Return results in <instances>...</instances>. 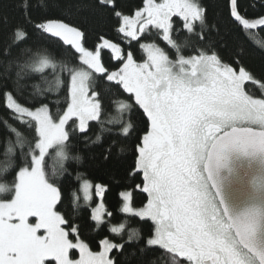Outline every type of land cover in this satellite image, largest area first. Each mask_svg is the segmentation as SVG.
<instances>
[{
	"label": "snow or ice",
	"instance_id": "6c2138e0",
	"mask_svg": "<svg viewBox=\"0 0 264 264\" xmlns=\"http://www.w3.org/2000/svg\"><path fill=\"white\" fill-rule=\"evenodd\" d=\"M57 6L54 0H16L20 19L0 18V96L13 118L33 131L28 141L9 125L16 139L0 173L16 159L22 166L11 185L0 183V192L9 194L0 199V264H264V73L242 62V44L225 59L223 37L201 0H143L133 15L119 10L117 0H93V7L116 18L124 43L138 42L143 57L137 60L104 35L87 47L85 31L51 16ZM225 7L233 28L264 48L255 31H264V16L247 18L239 0ZM33 37L57 42L77 63L58 62L46 48L33 50ZM186 49L191 54L184 55ZM26 77L43 82L32 85L34 96L55 95V111L49 102H18L14 92L26 87ZM255 86L262 95L252 94ZM134 108L145 127L129 175L139 174L142 183L119 193V211L151 226L142 238L128 220L110 225L121 242L105 236L94 250L82 238L91 225L76 223L58 207L57 180L66 161L81 160L71 155L74 141L87 149L104 133L130 137ZM93 122L99 126L95 139L88 135ZM111 157L109 146L103 159ZM77 179L89 206L95 189L99 202L90 220L99 230L113 215L103 202L108 187ZM137 192L146 194L142 207L134 206ZM79 200L72 192L73 208ZM244 201L237 211L235 203Z\"/></svg>",
	"mask_w": 264,
	"mask_h": 264
},
{
	"label": "trees",
	"instance_id": "16d2710c",
	"mask_svg": "<svg viewBox=\"0 0 264 264\" xmlns=\"http://www.w3.org/2000/svg\"><path fill=\"white\" fill-rule=\"evenodd\" d=\"M98 2V0H96ZM119 4V10L123 11L126 15H133L134 12L142 7L143 0H117ZM204 6L207 8L209 19L212 23H215L219 29L220 36L223 37V42L220 43L219 49L222 55L227 60V54L230 49L237 43L242 44V62L253 70L255 73H264V48H260L255 42L251 41L242 31L233 28L230 18L226 11L227 0H201ZM16 0H0V18L7 17L10 23H15L20 19L18 11L15 9ZM54 3L58 5L51 12V16L56 19H62L64 22L71 23L74 26L80 27L85 31L87 36L86 46L93 48L98 41L99 35H104L106 38L113 42L120 43L125 50H132L137 60L142 59L143 52L139 48L138 42L133 41L130 45L124 43L121 39V34L116 31L118 23L116 18L109 13L102 12L92 6L93 0H54ZM241 4L242 12L249 19H256L260 16H264V0H239ZM176 27H181L182 22L178 17H174ZM260 39H264V31L260 29L255 30ZM215 35V33H213ZM4 39V32L0 31V42ZM141 42H147L142 41ZM162 47H165L162 41L157 40ZM30 47L36 50V46L46 48L58 62L64 61L70 64L77 63L73 59L70 53L64 52L63 48L58 45L57 42L52 41L47 37H33V41L30 42ZM169 55L174 58L175 53L170 50ZM240 51L241 49H237ZM191 54L190 49L184 51V55ZM105 63L108 64V55L104 57ZM51 78V77H49ZM64 79L67 80L66 74ZM26 87L19 93H15L18 102L22 103L26 107L39 106V102H49L50 107L55 111V105L50 103L55 99V95L48 93L43 97L34 96L32 85L40 84L43 87V82L37 77H26L23 82ZM253 95L260 96L262 93L258 86L250 88ZM66 95V90L61 89L59 97L62 100L61 107H63V97ZM136 131L130 137H121L117 139L109 133L102 134L101 141L97 144L90 145L89 148H84V142H73L71 149V155H79L81 160H68L65 162V168L67 171L58 178L57 183L62 188L63 203L60 210L66 217L74 220L76 223L86 221L88 227L86 230L82 229V238L86 239L90 243V246L94 250H98L96 245L99 239L107 236L116 242H121L120 237L108 231L110 225H116L124 220L129 221L130 227H135L141 232L142 238H146L145 234L148 232L151 222L139 221L137 218L127 217L125 214L119 211L122 206V200L119 193L123 190L134 188L135 184L142 183V178L139 174L132 176L129 175V171L134 167L136 157V145L139 140L138 137L143 134L145 124L143 123L144 117L142 112L137 108H134L131 117ZM9 125L15 127L20 131L23 136L31 141L33 138V131L28 129L26 125H22L19 121L13 118V114L5 107V102L2 96H0V166L4 162V153L9 145V142H14L16 137L10 131ZM99 133V126L94 122L91 125L89 136L95 139V136ZM115 140V143L112 141ZM111 146L112 157L109 160H104L103 155L106 149ZM123 149V151H121ZM27 148H25V151ZM17 155L19 149H16ZM51 163V162H50ZM22 166V161L16 159L12 168L6 173H0V183H8L11 185L15 177V172L18 167ZM51 169L49 168V171ZM77 176L87 179L93 183V185L100 183L108 187V191L104 194V204L107 211L112 212V217H105L107 223L101 226L97 230L94 226V222L90 220L91 208L96 206L98 198L95 196V189L93 188L91 206L85 204L82 193L79 192L81 180L77 179ZM77 192L80 196L79 208H73L72 205V192ZM8 193L2 198H7ZM146 203V194L135 193L134 206L142 207ZM127 239V236H124ZM134 250V249H133ZM131 259V258H130Z\"/></svg>",
	"mask_w": 264,
	"mask_h": 264
},
{
	"label": "water",
	"instance_id": "95a60500",
	"mask_svg": "<svg viewBox=\"0 0 264 264\" xmlns=\"http://www.w3.org/2000/svg\"><path fill=\"white\" fill-rule=\"evenodd\" d=\"M246 203H247L246 201H244V202H236L235 203L236 210L237 211L241 210L246 205Z\"/></svg>",
	"mask_w": 264,
	"mask_h": 264
},
{
	"label": "rangeland",
	"instance_id": "374dc122",
	"mask_svg": "<svg viewBox=\"0 0 264 264\" xmlns=\"http://www.w3.org/2000/svg\"><path fill=\"white\" fill-rule=\"evenodd\" d=\"M6 194H7V193H5V194H0V199H3L2 197L5 196ZM82 195H83V194H82ZM82 197H83V196H82ZM98 202H99V201H98ZM98 202H97V203H98ZM94 207H95V206H94Z\"/></svg>",
	"mask_w": 264,
	"mask_h": 264
},
{
	"label": "clouds",
	"instance_id": "9594fccd",
	"mask_svg": "<svg viewBox=\"0 0 264 264\" xmlns=\"http://www.w3.org/2000/svg\"><path fill=\"white\" fill-rule=\"evenodd\" d=\"M0 194H5V192H0Z\"/></svg>",
	"mask_w": 264,
	"mask_h": 264
}]
</instances>
